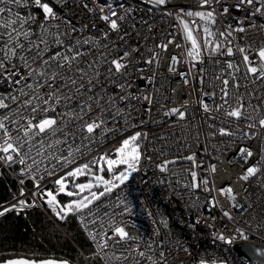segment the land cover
Here are the masks:
<instances>
[{
    "label": "snow or ice",
    "instance_id": "obj_1",
    "mask_svg": "<svg viewBox=\"0 0 264 264\" xmlns=\"http://www.w3.org/2000/svg\"><path fill=\"white\" fill-rule=\"evenodd\" d=\"M80 5L93 16L98 15L100 21L104 22L105 29L101 31L100 37L95 39H72L79 36L85 28L96 29L97 24L80 25L73 23L72 18L65 11L67 4L65 0H0V86L7 85L5 94H0V165L12 167L19 164V175L23 177L31 176L34 181L35 192L33 197L41 199L42 204L50 208L51 212L60 220L64 221L69 214L91 213L90 205L98 201L107 192L117 188L129 180L133 172H138L141 162V152L139 138L143 135L140 131H135L120 141L119 147L114 150V157L107 153L101 155L96 162L89 166L87 163L78 164L74 167L66 168L62 174L57 175L56 169L73 164V156L81 154V149L76 148V136L70 132L75 127L81 133L82 139L90 142L99 130L102 135L112 134L120 129H109V123L115 124L117 118L126 116L120 104L129 100L131 93L125 92L128 86L118 82L119 77H129L131 73L129 67L135 70L132 62L133 53L139 52V47H134L130 51L119 50L116 58H104L107 65V75H104L103 65L97 58L88 59L92 52L98 51L100 47L119 48L116 43L104 45V40H110L111 34H116L120 39L129 35L123 27L132 18L135 12L134 6L126 5L119 0H79ZM154 6H159L164 11L162 15L173 16L179 25L182 26L183 39L185 43L175 44L176 48L185 49L184 58L189 63L188 73L181 72L182 77L191 74V69L196 66L194 62H202L205 49L209 57L216 55L233 54V47L227 40L231 36V31L217 33L212 30L216 24L218 12L212 7L216 4L219 12L229 14L230 8L242 10L246 16L248 14H259L264 17V0H198L195 5H176L173 0H152ZM169 4L173 7L169 9ZM14 9H17L14 11ZM22 9H28L26 15H22ZM191 18V19H190ZM199 21V23L197 22ZM64 30H61V24ZM147 23V22H144ZM134 27V24L128 25ZM231 27V26H229ZM255 27V25H249ZM149 31L152 25L148 24ZM238 32H244L243 26H238ZM203 33L202 41L200 33ZM175 37L168 41L161 42L151 49V56L145 61L148 64L159 63L161 52H168L169 45L174 44ZM159 49L160 51H156ZM245 53L243 61L246 73L250 74L254 80H259L264 84V47H260L253 55L257 58L254 62L247 54L248 49L241 48ZM102 55H104L102 53ZM169 71H175V65L181 62V57L176 54H169ZM215 63H221L219 60ZM238 65H233L231 60L227 61L225 76L221 81V104L215 105V111L222 112L223 116L229 120L234 119L238 124L245 121L243 126L233 130L232 125L215 127L210 124L211 135L219 134L221 137L235 136L240 144L235 155L245 165L240 171L237 179L248 182L250 178H256L260 173H264V148L257 145L254 153L251 146H245V141L257 139L264 135V110L260 104L247 107L243 96L231 97L234 105H229V84L230 79L234 81L233 88L240 87L238 77L235 73ZM202 70L197 72L200 83L203 84ZM247 78V76H246ZM219 79V76L216 77ZM189 81L185 78L184 83ZM112 84L119 88L122 94L113 92L109 94L106 85ZM205 97H215V91H203ZM254 98V97H253ZM147 99V97H145ZM264 101V96L261 97ZM205 113L211 111L207 102L200 101ZM223 106H227L225 109ZM251 108V111H249ZM166 116L176 115L181 120L185 119L186 111L180 107H174L165 113ZM210 120L216 121V117L210 116ZM222 123V122H221ZM67 153V155H65ZM195 161V154L187 157ZM174 162V161H173ZM170 161H164L159 165L161 171H165V166ZM105 165L111 178L104 176ZM121 166L122 170H121ZM215 171V166H211ZM54 177L55 190L44 187L41 188L43 176ZM87 175V182L79 183L77 180ZM193 189L207 186L208 180L198 182L197 172H191ZM24 184V180L20 181ZM103 185L104 191H91L94 187ZM75 189V190H70ZM206 190L210 191V189ZM221 194L230 197L233 208L244 211L250 205L241 204L237 199V193L230 184L218 190ZM89 192V195H84ZM24 188H20V196H23ZM65 194L69 197L66 203L61 202L58 197ZM212 208L217 207L218 201L212 197L209 201ZM36 200L31 202L19 199L17 204L0 209V215L16 209L35 207ZM124 211H128L125 206ZM223 216L232 219V213L227 208L222 209ZM215 219V217H213ZM95 224L96 221H91ZM234 228L230 232L213 231L212 236L226 245H233L238 240L248 242L250 232L248 228ZM257 231H264V223L257 227ZM111 238L115 241H126L129 234L125 227L117 225L113 221L109 228ZM97 235L103 239L97 245L100 249L108 247L109 233L101 229L100 232L92 235L95 241ZM133 243L136 241L133 240ZM150 252L146 253L142 248L129 256L135 255L144 258L145 264H167L165 253L163 252V242L159 245L161 249L157 258L154 259L152 253V241H147ZM252 252L258 259L255 264H264V247L250 246ZM188 252V249H184ZM117 259H127L123 253L117 254ZM0 264H71L69 260H22L4 259ZM194 264H228V261L206 257L194 258Z\"/></svg>",
    "mask_w": 264,
    "mask_h": 264
},
{
    "label": "built area",
    "instance_id": "obj_2",
    "mask_svg": "<svg viewBox=\"0 0 264 264\" xmlns=\"http://www.w3.org/2000/svg\"><path fill=\"white\" fill-rule=\"evenodd\" d=\"M108 2L111 3L112 0ZM119 2L135 7L132 18L123 25L129 35L120 39L116 34H111V39L104 40L103 44L116 43L119 48L100 47L95 52L88 49L90 55L87 58L99 59L100 64L104 66L102 70L106 76L105 56L108 59L116 58V53L121 49L130 51L134 47H139V52L132 55L135 70L129 67L130 78H118L119 83L128 85L124 91L131 93L129 100L120 104L127 115L118 117L115 124L107 125L109 129L118 127L119 131L102 135L98 130L91 142L88 139H82L77 128H71L70 132L76 136L75 147L81 149V154L73 156L72 165L57 168L56 173L62 174L66 168L82 163L92 167L105 153L115 158L114 150L119 147L120 141L135 131L143 133L139 138L141 162L135 177L107 192L89 206L90 214L83 212L79 215L75 214L81 229L103 264H145L144 258L129 256V253H135L141 248L149 253L147 241L153 242L151 251L154 259L157 258L161 250L159 245L163 242L162 250L167 264H194V258L199 257L219 258L228 261V264H255L239 254L234 244L226 245L214 239L212 232L214 230L222 232L225 229L230 232L234 228H246L251 225L248 228L251 234L248 242L264 247V231H257L258 225L264 223V173L258 174L256 178H250L248 182L237 179L238 174L245 167L234 154L240 141L235 136L221 137L219 134L212 136L209 125L214 123L215 127L219 128L231 124L235 130L246 123L240 121L238 124L234 119L229 120L224 117L222 112L215 111V105L221 104V81L226 74L228 60H231L233 65H238L235 76L238 77L240 84L238 90L234 89V81L229 77V105L235 104L231 97L243 96L246 107L249 104H260L261 110H264V101H261V97L264 96V84L246 73L243 61L245 53L240 51L241 48L248 49L247 54L250 58L254 62L257 60L253 53L260 47H264V17L259 14L246 16L242 10L235 8H230L229 14H224L219 12L216 4H212L218 12L216 24L212 26V30L217 33L216 38L220 39L221 43L224 41L218 34L231 31V36H228L227 40L233 47V54L231 57L226 54L209 57L205 49L203 61L194 62L196 66L191 69V74L182 77L180 73H188L190 65L184 58L185 49L174 46L185 43L179 21H176L173 16L162 15L164 10L154 6L152 0H119ZM173 2L176 5H195L198 0H173ZM231 2L232 0H229V4ZM65 3L67 4L65 11L77 27L91 25L93 22L97 24L96 29L85 28L79 36H74L72 39L99 38L101 31L105 29V24L100 21L99 16L90 14L80 5L79 0H65ZM172 7L173 4H169V9ZM20 11L22 15H26L29 10ZM132 24L134 27L128 26ZM148 24L152 25L151 31ZM249 25H255V27H249ZM238 26H243L245 31L242 33L236 31ZM61 30H64L63 23ZM200 36L202 41V32ZM171 37H175L174 44L169 45L167 53L161 52L159 63H146L145 61L151 56L150 50L161 42L166 43ZM156 51L160 50L156 49ZM169 54L181 57V62L175 65V71L168 69L171 62ZM217 60L221 63H215ZM199 70H202L203 84L196 75ZM217 76L219 79H216ZM185 78L189 81L187 84L184 83ZM7 87L6 84L0 86V94H5ZM106 88L109 94L113 92L122 94L120 89L112 84L106 85ZM203 91H215V97H205L202 95ZM201 100L208 103L210 112H204ZM174 107H180V110L186 111L185 119L181 120L176 115H165ZM223 107L227 108V106ZM210 116L216 117V121L210 120ZM244 144L251 146L255 153L257 145L264 148V135L245 141ZM192 154H195L194 162L187 158ZM164 161H170V163L162 172L159 165ZM212 165L215 166V171H212ZM19 167V164L10 168L0 165V177L7 172L15 180L18 188L13 197L0 204V209L17 204L19 199L29 202L35 199V207L42 209L61 228L47 206L42 204L41 199L31 195L36 191L34 181L30 175L29 177L19 175ZM192 171L197 172L198 182L202 183L206 178L208 185L193 189L191 187ZM22 179L23 185L20 184ZM53 180L54 177L44 175L41 188L55 190ZM228 184L238 194V201L250 207H246L244 211L232 207L230 197L218 191ZM21 187L24 188L23 196H20ZM212 197L218 201L215 208L209 204ZM125 206L128 207L127 212L124 211ZM31 208L33 207L17 211ZM224 208L231 211L232 219L223 216ZM91 221L96 223L92 224ZM113 221L125 227L129 234L128 240L114 242L109 232ZM101 229L108 232L110 238L107 241L108 247L105 249L101 244L98 250L97 245L103 237L97 235L96 240L93 241L92 235L100 232ZM133 240L136 242L133 243ZM239 242L242 241L238 240L236 243ZM185 248L188 252L184 251ZM80 251L85 257L83 251L81 249ZM118 253H123L127 259H117ZM85 264H90L87 259Z\"/></svg>",
    "mask_w": 264,
    "mask_h": 264
},
{
    "label": "trees",
    "instance_id": "obj_3",
    "mask_svg": "<svg viewBox=\"0 0 264 264\" xmlns=\"http://www.w3.org/2000/svg\"><path fill=\"white\" fill-rule=\"evenodd\" d=\"M17 190L15 180L4 172L0 177V204L13 197ZM59 198L62 202L66 200L64 194ZM57 221L61 228L39 207L12 210L0 215V260L11 256L35 259L52 257L85 264L80 249L88 255L91 252L95 254V251L75 213L69 214L64 221ZM96 257L90 258L91 264H103Z\"/></svg>",
    "mask_w": 264,
    "mask_h": 264
},
{
    "label": "water",
    "instance_id": "obj_4",
    "mask_svg": "<svg viewBox=\"0 0 264 264\" xmlns=\"http://www.w3.org/2000/svg\"><path fill=\"white\" fill-rule=\"evenodd\" d=\"M233 246L238 251L239 254L247 257L250 261H253V262H255L258 259V257L256 256V254L254 252H252L250 246L263 247L261 245H257V244L250 243V242H246V243L245 242H239V243H235ZM7 259H22V260H37V261H39V260H48V259L66 260V259H58V258H52V257L44 258V259H35V258H28V257H24V256L7 258ZM71 264H77V263L71 262Z\"/></svg>",
    "mask_w": 264,
    "mask_h": 264
},
{
    "label": "rangeland",
    "instance_id": "obj_5",
    "mask_svg": "<svg viewBox=\"0 0 264 264\" xmlns=\"http://www.w3.org/2000/svg\"><path fill=\"white\" fill-rule=\"evenodd\" d=\"M138 142H139V144H140V149H139V150H140V152H141V143H140V140H139ZM119 144H120V143H119ZM122 167H123V166H121V170H122ZM104 176H105L106 179H110V178H111L110 174H109L108 171H107L106 165H105ZM133 177H135V172H133V173L131 174V176L129 177V179H130V178H133ZM88 178H89V177H88L87 175H82V176L77 180V182H79V183L87 182V179H88ZM70 190H75V189H70ZM91 191H104L103 185H100V186H98V187H94ZM89 194H90L89 192H85V193H84V195H89ZM64 195H65V194H64ZM65 196H66V195H65ZM58 199L60 200L59 197H58ZM68 199H69V197L66 196V200H65V202H63V203H66V202L68 201ZM60 201H61V200H60ZM61 202H62V201H61ZM47 208H48V207H47ZM48 209H49V211L51 212L50 208H48ZM51 214H52L55 218H57L52 212H51ZM57 219H58V218H57ZM83 253H84V255H85L87 261L91 264L92 262L90 261V258H91V260H92V258L95 259L96 255H95L93 252H91L89 255L86 254L84 251H83ZM80 254H81V256L83 257L84 261L86 262V259H85V257L82 255L81 251H80ZM89 256H91V257L88 258ZM13 257H17V256H11V257H9V258H13ZM18 257H19V256H18ZM24 257H27V256H24ZM96 258H97V257H96Z\"/></svg>",
    "mask_w": 264,
    "mask_h": 264
}]
</instances>
